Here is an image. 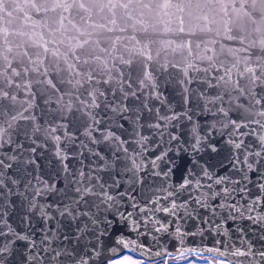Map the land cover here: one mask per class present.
I'll list each match as a JSON object with an SVG mask.
<instances>
[{
    "label": "water",
    "instance_id": "1",
    "mask_svg": "<svg viewBox=\"0 0 264 264\" xmlns=\"http://www.w3.org/2000/svg\"><path fill=\"white\" fill-rule=\"evenodd\" d=\"M261 113L264 0H0V264H264Z\"/></svg>",
    "mask_w": 264,
    "mask_h": 264
},
{
    "label": "snow or ice",
    "instance_id": "2",
    "mask_svg": "<svg viewBox=\"0 0 264 264\" xmlns=\"http://www.w3.org/2000/svg\"><path fill=\"white\" fill-rule=\"evenodd\" d=\"M261 115H264V113H261ZM174 118H175V117H166V118H165V117H162V119H167L168 121H171V120L174 119ZM242 118H243V117H242ZM256 123H257L261 128H264V123H260V122H256ZM155 127H159V125H155ZM117 139H118V138H117ZM141 139H146V138H141ZM171 139H172V140H176V139H178V137H176V136H172ZM199 142H200V141H199V139H198V140L196 141V144H195V145H192L194 151L196 150L197 145H199ZM234 146H235V148H237V149L241 148V144H240V143H235ZM3 147H4V143H0V148H3ZM17 147H19V145H17ZM255 155L259 156L260 153H255ZM167 157H168V152L165 151V152H163L160 156H157L155 160L151 161V163H152L153 166H158V165H157V161H163V160H166ZM11 158H12V159H15V157H11ZM193 163H194V162H193ZM0 167H11V165L6 164V163H5V160L2 159V158H0ZM133 167H134V168H139L140 165H137L136 162H135V160H133ZM233 167H235V165H233ZM248 167H249V169H251V168H252V165L249 164ZM123 170H124V171H132V169L128 168L126 164H125V167H124ZM171 171H172V169L170 168L169 171H168V172H164L163 175L167 177V176L170 175ZM185 171L187 172V177L183 180V183L180 185V188H181V189H184L185 186H190V185H191L192 180L189 179L188 177H194L195 175H197V173H195V171H194V168H187V169H185ZM133 174L135 175V173H133ZM156 175H160V173H156ZM204 175H205L206 177L211 178V177L209 176V173H207V172H204ZM229 179H230L229 177H220V178H218V179L216 180V183H217V184H222V183H224L226 180H229ZM243 179H244L245 181H247V180H248L247 175H244V176H243ZM196 183H199V181L197 180ZM232 184H233V187L231 188V190H229L228 188H225V189H223V191H224L225 193H229L230 191H237V188L235 187V185H238V184H239V181H232ZM50 190H51V189H50ZM246 190H247V189H246L245 187H241V188H239V191H240V192H245ZM260 190H261V191H264V185H260ZM83 191H84V189L79 188V187L76 189V192H77V193H80V192H83ZM171 195H173V193L170 192V193H169V196H171ZM215 195H219V193H217V194H215ZM228 198H229L228 196H225V197H224L225 200H227ZM107 199H108L109 201H112V200H113V197L108 196ZM121 199H123V194L121 195ZM195 202H196L197 204H200L201 207H207V205H203V204H201V201H200V200H196ZM256 203H260V201H259V200L254 201V202H253V205L249 206L246 210L249 211V212L252 211V209H253V207L255 206ZM131 206H132L133 208L136 207L135 204H132ZM109 207L114 209V211L112 212L113 220H106V224L109 225V226L112 225V224L114 223V218H115V216H116L117 214H119L120 217H121L122 219L125 220V222H127V218H128V217H131V216L133 215L132 213H128V217H125L124 213L120 212L119 207L116 206V203H115V202H114L113 204L109 205ZM182 207H184V205H177V204L174 202L173 205H172V210L168 209L167 207H163L162 209H157V211H161V210H162V211H164V212H169V213L171 214V212H172L173 210H176V209H178V208H182ZM219 207H229V206H228L227 204H222V205H219ZM235 207H236L235 205H231V208L234 209ZM141 211H143V209H141ZM197 214H198V213H197ZM185 215H186L187 218H189V219L192 218V214H191V212L185 211ZM251 219H252L253 222H257V221H259V223L264 224V216H261V217H251ZM93 223H95V221H93ZM106 230H107V228H105V231H106ZM9 231L12 232L13 230H12V229H9ZM5 235H6V234L3 233L2 230H0V236H5ZM13 235L15 236L16 241H28V240H29V238H28L27 236L19 235L18 233H14V232H13ZM9 239H11V238H9ZM116 243H117V244H123V243H124L123 238H118L117 241H116ZM9 250H10V249H9V243H8V242H3L2 246H0V262L3 261V254H6ZM210 250H211V249H210ZM112 251H113V253H115V252H116V249H112ZM260 256H261L262 258H264V251H261V252H260ZM116 259L118 260L119 257H116ZM123 264H137V262L134 261V260L129 261V260L127 259V257H125V260H124Z\"/></svg>",
    "mask_w": 264,
    "mask_h": 264
},
{
    "label": "rangeland",
    "instance_id": "3",
    "mask_svg": "<svg viewBox=\"0 0 264 264\" xmlns=\"http://www.w3.org/2000/svg\"><path fill=\"white\" fill-rule=\"evenodd\" d=\"M125 257H127L129 261L134 260L137 262V264H143L141 260L132 253H126L120 256L118 260L115 259L108 264H123ZM167 262H169L168 264H219L217 260L212 257H199L186 254L179 257L170 258L169 260H167ZM155 264H164V261L155 262Z\"/></svg>",
    "mask_w": 264,
    "mask_h": 264
},
{
    "label": "flooded vegetation",
    "instance_id": "4",
    "mask_svg": "<svg viewBox=\"0 0 264 264\" xmlns=\"http://www.w3.org/2000/svg\"><path fill=\"white\" fill-rule=\"evenodd\" d=\"M170 259V258H169ZM169 259H167V260H169ZM167 260H164V263L166 264V261ZM141 262L143 263V264H154V263H149V262H143L142 260H141ZM218 263H219V261H217ZM167 263H169V262H167ZM220 264V263H219Z\"/></svg>",
    "mask_w": 264,
    "mask_h": 264
},
{
    "label": "bare ground",
    "instance_id": "5",
    "mask_svg": "<svg viewBox=\"0 0 264 264\" xmlns=\"http://www.w3.org/2000/svg\"><path fill=\"white\" fill-rule=\"evenodd\" d=\"M202 257H205V256H202ZM213 258V257H212ZM214 259H216V258H214ZM217 261H219L218 259H216ZM220 263V262H219ZM221 264V263H220Z\"/></svg>",
    "mask_w": 264,
    "mask_h": 264
}]
</instances>
